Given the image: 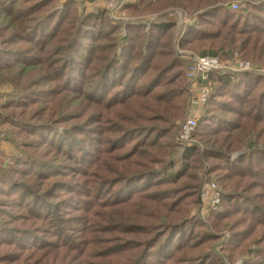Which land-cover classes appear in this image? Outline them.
<instances>
[{"label": "rangeland", "instance_id": "374dc122", "mask_svg": "<svg viewBox=\"0 0 264 264\" xmlns=\"http://www.w3.org/2000/svg\"><path fill=\"white\" fill-rule=\"evenodd\" d=\"M0 264H264V0H0Z\"/></svg>", "mask_w": 264, "mask_h": 264}, {"label": "built area", "instance_id": "2783aa9c", "mask_svg": "<svg viewBox=\"0 0 264 264\" xmlns=\"http://www.w3.org/2000/svg\"><path fill=\"white\" fill-rule=\"evenodd\" d=\"M240 5L239 3H233L231 5L232 11L239 10ZM198 63H193L191 77L195 81H206L209 78V74L213 72L217 73H225L228 70V67L218 55H208L203 57H197ZM240 67V70L244 72H248L251 70V66L249 63L240 62L237 63ZM209 95L208 88H203L199 91V96L193 97V103L195 105L199 104L202 105ZM197 127V118L189 117L186 123L183 125L181 129V138L186 140L190 137L191 133ZM210 190H208V195Z\"/></svg>", "mask_w": 264, "mask_h": 264}, {"label": "trees", "instance_id": "16d2710c", "mask_svg": "<svg viewBox=\"0 0 264 264\" xmlns=\"http://www.w3.org/2000/svg\"><path fill=\"white\" fill-rule=\"evenodd\" d=\"M235 12V11H233ZM92 23H90L89 27H92ZM158 30L159 31H170L174 28V26L172 24H164V23H161V24H158L157 26ZM214 55H218L219 57H221V55H219L218 53L217 54H214ZM213 74L215 76H213ZM212 76L209 77V80L210 81H214V82H217L219 83L220 85H223V86H226V87H229L233 84V79L229 76H226V75H221L220 73H217V72H213Z\"/></svg>", "mask_w": 264, "mask_h": 264}, {"label": "water", "instance_id": "95a60500", "mask_svg": "<svg viewBox=\"0 0 264 264\" xmlns=\"http://www.w3.org/2000/svg\"><path fill=\"white\" fill-rule=\"evenodd\" d=\"M178 57L180 59H183V60H186V61H189V62H192V63H195L197 64L198 63V58L197 56L191 54V53H187V52H180L178 53Z\"/></svg>", "mask_w": 264, "mask_h": 264}]
</instances>
